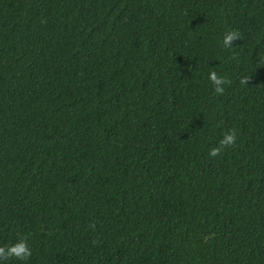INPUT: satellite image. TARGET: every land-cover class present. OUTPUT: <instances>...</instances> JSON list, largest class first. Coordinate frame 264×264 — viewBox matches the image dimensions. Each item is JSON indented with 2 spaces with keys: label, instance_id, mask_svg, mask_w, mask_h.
I'll use <instances>...</instances> for the list:
<instances>
[{
  "label": "trees",
  "instance_id": "16d2710c",
  "mask_svg": "<svg viewBox=\"0 0 264 264\" xmlns=\"http://www.w3.org/2000/svg\"><path fill=\"white\" fill-rule=\"evenodd\" d=\"M262 58L264 0H0L6 264H264Z\"/></svg>",
  "mask_w": 264,
  "mask_h": 264
},
{
  "label": "clouds",
  "instance_id": "9594fccd",
  "mask_svg": "<svg viewBox=\"0 0 264 264\" xmlns=\"http://www.w3.org/2000/svg\"><path fill=\"white\" fill-rule=\"evenodd\" d=\"M240 38L239 33L235 30L227 31L222 36V43L225 46H231L234 39ZM264 59V58H262ZM208 79L214 85V91L217 93L224 91V85L227 82L226 78L218 75L215 70L208 72ZM247 78H242V83H246ZM237 137L235 129H229L223 133L216 146L209 149V156H216L225 148L234 144ZM32 254V248L26 237H21L13 242L5 245H0V264H6L10 258L18 261H27Z\"/></svg>",
  "mask_w": 264,
  "mask_h": 264
}]
</instances>
